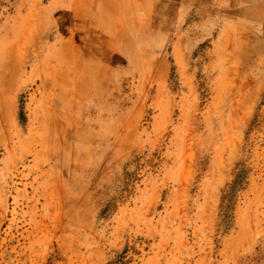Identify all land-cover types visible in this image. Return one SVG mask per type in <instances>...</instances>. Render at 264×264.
<instances>
[{
  "label": "rangeland",
  "instance_id": "1",
  "mask_svg": "<svg viewBox=\"0 0 264 264\" xmlns=\"http://www.w3.org/2000/svg\"><path fill=\"white\" fill-rule=\"evenodd\" d=\"M0 264H264V0H0Z\"/></svg>",
  "mask_w": 264,
  "mask_h": 264
},
{
  "label": "built area",
  "instance_id": "2",
  "mask_svg": "<svg viewBox=\"0 0 264 264\" xmlns=\"http://www.w3.org/2000/svg\"><path fill=\"white\" fill-rule=\"evenodd\" d=\"M2 259V258H1ZM10 259H12V260H15L16 258H14V257H10ZM3 260V259H2Z\"/></svg>",
  "mask_w": 264,
  "mask_h": 264
},
{
  "label": "trees",
  "instance_id": "3",
  "mask_svg": "<svg viewBox=\"0 0 264 264\" xmlns=\"http://www.w3.org/2000/svg\"><path fill=\"white\" fill-rule=\"evenodd\" d=\"M241 176H242V174L240 175V177H241ZM240 177H239V178H240ZM237 180L239 181V179H237Z\"/></svg>",
  "mask_w": 264,
  "mask_h": 264
}]
</instances>
